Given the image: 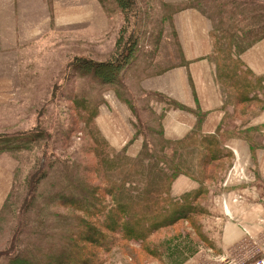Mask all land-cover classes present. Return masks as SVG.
Here are the masks:
<instances>
[{"label":"rangeland","instance_id":"obj_1","mask_svg":"<svg viewBox=\"0 0 264 264\" xmlns=\"http://www.w3.org/2000/svg\"><path fill=\"white\" fill-rule=\"evenodd\" d=\"M69 1L74 0H0V82H4L0 84V95L2 100L10 97L0 105V146H6L0 158L15 177L0 218V264H9V257H41L45 254L41 250H48L53 241L65 240L68 235L64 233L65 225L74 215L68 208L58 206L53 198L65 182L66 168L73 178L82 177L100 189L108 185L107 181L102 183L105 179L113 180L103 168L95 166L99 164L97 153L105 154L109 148L96 139L97 127H93L91 110L81 106L80 100L79 105L75 104L76 97L85 99L93 110L106 95L112 94L125 119V108L130 119L134 117L127 102L134 107L141 122L139 126L135 121V129L144 132L152 148L151 155L143 162L144 168L157 176L160 171L159 163L152 168L156 156H160L159 115L152 109L157 96L146 89L144 80L177 62L173 60L177 54L171 17L177 7L190 0L171 3L127 0V9L115 0H97L99 4L94 0L97 8L94 21L64 24L57 20L55 24L52 4L66 6ZM206 1L219 13L224 12L223 21L228 19V26L233 24L230 16L235 17L236 30L255 31L252 21L247 19L248 9L260 6L264 14V0ZM103 68L111 72L112 82L96 76V70L104 73ZM94 148L102 152L94 154ZM168 152L167 149L166 157L172 161V153ZM201 155L198 151L193 159L189 155L180 159L186 168H204L207 177V172L227 175L237 156L233 154L228 165L212 159L205 162V156ZM138 156L125 157L139 165ZM131 174L125 180L127 189L132 193L149 190V183L140 182V187L135 188L131 184L133 176L141 174ZM7 186L6 179L2 182L0 201ZM195 222L200 224L197 215L191 214L188 220L161 228L151 235L147 244L165 240L161 248L168 246V252L162 259L163 264H169L174 257L170 253L172 246L178 249L175 258L186 248V242L176 247V241H197L191 227ZM34 242L41 245L39 250L32 245ZM125 244H118L122 250H111L108 264L152 261L137 248L138 243Z\"/></svg>","mask_w":264,"mask_h":264},{"label":"crops","instance_id":"obj_2","mask_svg":"<svg viewBox=\"0 0 264 264\" xmlns=\"http://www.w3.org/2000/svg\"><path fill=\"white\" fill-rule=\"evenodd\" d=\"M67 4H52L55 24L57 20L64 24L94 21L97 9L94 0H74ZM171 20L177 54L173 60L177 62L144 80L146 89L157 96L152 109L159 115L162 137L171 144L195 136L208 138L201 150H214L218 157L212 160L230 165L235 153L247 161L249 172L246 180L226 184V172L215 175L207 172L202 184L185 175L173 181L170 195L174 199L198 196L194 214L200 220L199 225L191 226L197 241L180 250L175 260L180 261L178 264H223V260L229 262L243 255L244 236L264 244V225L260 224L264 217V37L246 49L236 51L233 47L226 51L225 58L229 55L236 61L233 65L228 63L230 68L237 66V73H233L235 86L218 79L213 54L219 51L214 48L215 39L207 17L189 7L173 13ZM7 99L2 100L0 95V105ZM125 110L127 119L114 96L108 94L97 108L95 125L113 152L135 158L142 150L143 139L134 135L131 121L135 122L136 118L131 120L130 112ZM168 150L172 153L173 148ZM14 178L0 158V190L2 182L8 180L0 201V218ZM235 196L241 199L233 202ZM222 199L227 201V214ZM151 260L149 263L156 261Z\"/></svg>","mask_w":264,"mask_h":264},{"label":"trees","instance_id":"obj_3","mask_svg":"<svg viewBox=\"0 0 264 264\" xmlns=\"http://www.w3.org/2000/svg\"><path fill=\"white\" fill-rule=\"evenodd\" d=\"M115 1L123 9H127V0ZM222 5L224 8V4ZM210 6L206 0H190L184 5L177 7L174 12L182 8L191 7L196 8L207 17L211 23V32L215 39L214 48L219 51V53L213 54L218 79L225 80V83L236 86L237 81L234 79L233 73H237V66L230 68L228 65V63L233 65L236 61H233L229 55L225 58L226 51L233 47L236 51L246 49L264 37V14L261 12L263 9L260 6H256L247 10L249 13L247 19L252 21L255 30L253 31L251 29L236 30L234 27L235 17L232 18V16L229 19L233 24L232 26H228L229 20L223 21L224 12L219 13L213 7V4ZM222 26H225V28H222ZM101 71L104 73L96 70V76L103 81H105L104 79L110 82L113 81L111 79V72H106L104 68ZM239 91H241V88H239ZM239 91L237 95L241 99L242 95ZM78 100L82 101L81 106L91 110L90 117L93 127L96 128L95 117L98 106L92 110L82 97H76L73 102L79 105ZM123 100L126 102L125 98ZM127 104L131 107V113L140 126V118L134 113L136 112L135 108L128 102ZM136 122L132 123L134 135L143 139V147L137 159L139 165L131 162L132 160L125 157L124 153L113 152L96 128V139L109 149L105 154L97 153L99 164L95 166L96 168H103L108 173V178H113V180H110V182L105 179L102 183L107 181L108 185L104 187L105 189H100V186H93L85 179H82V177L73 178L72 174L68 171L69 169L66 168V172L64 173L65 182L59 188V193L55 192V197L53 198L52 196V198L58 206L68 208L74 215V219L65 225L66 231L64 233L68 235L65 240H61L59 243L53 241L52 246L48 250H41L45 252L41 257L34 258L35 256H33L32 258L34 259L30 257L20 258L19 256L9 257L7 259L9 260V264H108L109 254H111L113 248L122 250L118 244L132 242L139 244L137 248L143 250L147 258L155 259L161 264L164 263L162 256L168 252V246L162 248L161 246L166 241L160 240V243H155L157 242L155 241L153 244H147L148 239L163 227L173 225L179 220H188L189 216L196 211L195 203L198 199V196L195 194L187 195L180 201L174 199L170 195V187L173 181L180 175H185L200 184L207 177L204 168L200 170L199 167L196 169L191 167L186 168L187 166L184 165L185 163L181 159L187 155L193 159L198 151L205 156V162L217 155L214 150L212 151L209 148L201 150V146L208 141V138L195 136L185 142L171 144L162 137V132L159 129L160 142L157 149L160 156H156L157 162L152 167L156 168L160 164V171L158 170L157 176L152 173L151 169L147 170L144 168L143 162L151 155L149 149L152 148L149 147L144 132L140 128L135 129L134 123L136 125ZM170 147L173 148L171 154V157H173L172 161L167 158L169 155L166 153ZM16 148L22 149L23 147L16 145ZM3 150H6V146L1 144L0 151ZM97 151L101 150L93 149L94 154ZM132 172H139L141 176H133L136 180H132L131 184L137 188V186L140 187V182L145 185L149 183L148 191L141 192L142 190H137V193H132L125 187V180L127 177L132 176ZM99 178L104 180L102 177ZM201 190L202 187L197 192ZM106 196L108 197L107 199ZM195 225H197L196 222ZM183 242H186V248L191 244L180 240L176 241V247L179 246V243L183 244ZM32 245L36 247V250L41 248L39 243L36 244L34 242ZM172 248L173 252L170 253L171 256L174 254V257L173 261L169 264H178L180 261L174 259L178 254V249L174 246ZM30 251L27 250V252ZM30 253H34V251ZM145 262L149 263L148 261H144L143 263Z\"/></svg>","mask_w":264,"mask_h":264},{"label":"built area","instance_id":"obj_4","mask_svg":"<svg viewBox=\"0 0 264 264\" xmlns=\"http://www.w3.org/2000/svg\"><path fill=\"white\" fill-rule=\"evenodd\" d=\"M235 154V153H234ZM236 155V154H235ZM248 170L246 161L241 160L236 156L235 161L231 168L229 169L226 178L225 184L231 181H243L248 178ZM241 198L235 196L232 198L233 202L239 201ZM221 205L223 210L227 214V201L226 199L221 200ZM260 224L264 225V217L260 220ZM241 246L243 247V255L240 258L233 259L229 262L223 260V264H244L245 262L250 264H264V244L257 239L247 236L243 237L241 241Z\"/></svg>","mask_w":264,"mask_h":264}]
</instances>
